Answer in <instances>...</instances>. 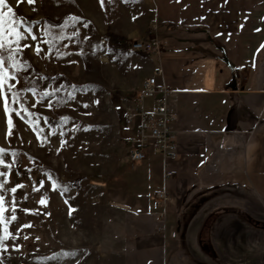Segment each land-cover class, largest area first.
I'll return each instance as SVG.
<instances>
[{
    "label": "rangeland",
    "instance_id": "obj_1",
    "mask_svg": "<svg viewBox=\"0 0 264 264\" xmlns=\"http://www.w3.org/2000/svg\"><path fill=\"white\" fill-rule=\"evenodd\" d=\"M5 3L0 11L12 8L37 36L21 41L33 48L16 57L28 64L18 75L49 85L35 94L22 93L35 114L30 118L35 127L15 113L6 116L0 100V148L8 153L0 166L8 180L0 190V236H7L0 264H264V201L250 191L221 184L193 190L179 250L167 263L165 250L134 249L144 232L133 227L147 218H132L110 197L112 184L134 163L126 136L131 129L124 125L126 106L160 68L159 57L131 49L135 41L157 39L154 0H103V7L100 0ZM114 35L124 39L121 47ZM13 37L14 32L2 37L6 48L16 47ZM44 93L51 95L44 98ZM16 185L22 187L12 193ZM194 225L186 245L184 233Z\"/></svg>",
    "mask_w": 264,
    "mask_h": 264
},
{
    "label": "crops",
    "instance_id": "obj_2",
    "mask_svg": "<svg viewBox=\"0 0 264 264\" xmlns=\"http://www.w3.org/2000/svg\"><path fill=\"white\" fill-rule=\"evenodd\" d=\"M154 4L153 35L163 46L158 83L172 91L177 155L165 160L151 148L112 184L110 197L132 218H147L133 227L144 232L134 249L165 250L167 263L179 250L183 215L197 187H240L264 201V0ZM130 129L127 138L135 137L136 126ZM162 192L166 203L159 202ZM194 227L186 228V245Z\"/></svg>",
    "mask_w": 264,
    "mask_h": 264
},
{
    "label": "built area",
    "instance_id": "obj_3",
    "mask_svg": "<svg viewBox=\"0 0 264 264\" xmlns=\"http://www.w3.org/2000/svg\"><path fill=\"white\" fill-rule=\"evenodd\" d=\"M131 49L160 57L162 44L158 39L135 41ZM163 76L161 68L144 81L137 96L126 106L124 125L128 128L136 126L135 137L127 139L130 145L132 162H142L147 159L148 151L153 148L161 153L165 160L174 159L177 155V142L172 124L175 114L169 108L171 89L166 84H159L158 78ZM147 100H152L147 106ZM173 174L168 172L167 177ZM160 203L168 201V193L158 194Z\"/></svg>",
    "mask_w": 264,
    "mask_h": 264
},
{
    "label": "snow or ice",
    "instance_id": "obj_4",
    "mask_svg": "<svg viewBox=\"0 0 264 264\" xmlns=\"http://www.w3.org/2000/svg\"><path fill=\"white\" fill-rule=\"evenodd\" d=\"M20 2H23V0H20ZM28 2L34 3V0H28ZM100 4L101 7H103V0H100ZM4 7H7L5 0H0V9H3ZM6 23L8 25H11V27L6 28L5 27ZM17 26H19V28H17ZM84 27H87V24H84ZM20 29H23V31H20ZM10 32H14L13 39H14V43L16 44L15 48H12L11 46L6 48L2 41V37L6 33H10ZM25 33H27V35H25ZM29 37L33 41L37 40V36L34 35L30 29L24 26L23 20L17 19L15 17L12 8L9 7L7 13L0 11V100H2L4 104L3 112L6 116H9L10 112L15 113L16 117H18L21 121L27 123H33V121L30 118L35 114L30 112L29 109L26 107V101L24 100L22 93L31 92L35 94V89L17 87L20 83V77L18 73L26 69L28 67V64L26 61L23 60L16 62V57L21 56L25 49L33 48L32 44L29 43L21 44V41L27 40ZM43 43L50 44V42L47 40H44ZM34 50L37 55H39V53L42 51L39 44L35 46ZM5 51H7L8 53L7 56L4 55ZM6 71L8 72L7 75L4 74ZM13 80L16 81L15 84L11 83V81ZM6 81H8V83H6ZM13 89L16 90L13 91ZM49 95L51 94L44 93L43 97L47 98ZM51 106L52 105L49 103L48 107ZM87 106L88 105H84V107ZM32 107H35V104H33ZM7 124L10 135L12 120L8 119ZM33 126L34 127L36 126L35 123H33ZM7 155L8 153L6 152V150L0 148V166H3L5 164L4 158ZM12 155H16V153H12ZM5 177H6V173L0 171V190H2L5 184L8 182V180ZM20 187H22V185H16L15 187L11 188L10 191L12 193H16L17 189ZM41 187H43L42 183H41ZM53 190H55V188H53ZM33 191H39V188L33 186ZM25 199H27V197H25ZM3 201H4V196L0 194V215H2V213L4 212ZM39 203L42 205L46 204V199L42 198L39 201ZM24 211L26 214L31 212V210H27V209ZM12 219L13 220L16 219L15 208L13 209ZM0 222H2V219H0ZM23 227H31V225L30 224L24 225ZM5 239H7V236H0V247H3Z\"/></svg>",
    "mask_w": 264,
    "mask_h": 264
},
{
    "label": "trees",
    "instance_id": "obj_5",
    "mask_svg": "<svg viewBox=\"0 0 264 264\" xmlns=\"http://www.w3.org/2000/svg\"><path fill=\"white\" fill-rule=\"evenodd\" d=\"M28 23V22H27ZM114 37V40H115V44L117 46H120L122 45V42L124 41V39L118 37V36H113ZM20 77V85H19V88H30V89H36L40 86H48L49 84L47 83H43L41 79H38V78H31V79H27L26 77H22V76H19Z\"/></svg>",
    "mask_w": 264,
    "mask_h": 264
},
{
    "label": "flooded vegetation",
    "instance_id": "obj_6",
    "mask_svg": "<svg viewBox=\"0 0 264 264\" xmlns=\"http://www.w3.org/2000/svg\"><path fill=\"white\" fill-rule=\"evenodd\" d=\"M204 227H206V226H204ZM204 227L202 228V231L204 230Z\"/></svg>",
    "mask_w": 264,
    "mask_h": 264
}]
</instances>
